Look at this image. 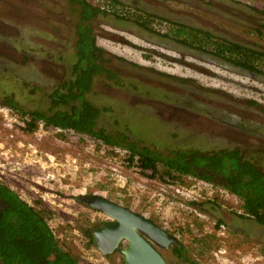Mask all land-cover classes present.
I'll return each mask as SVG.
<instances>
[{
	"label": "rangeland",
	"instance_id": "374dc122",
	"mask_svg": "<svg viewBox=\"0 0 264 264\" xmlns=\"http://www.w3.org/2000/svg\"><path fill=\"white\" fill-rule=\"evenodd\" d=\"M87 1L105 11L92 23L96 45L125 82L120 89L102 78L95 80L89 99L98 107L113 109L104 124L117 117L122 128L129 127L135 138L154 149L169 151L185 145V149L209 152L231 147L226 140L232 142L237 134L217 120L209 127L206 119L186 115L179 116L178 123L192 138L180 139L184 130L171 132L167 126L175 120L169 121L167 114L178 98L205 91L213 98H226L218 104L220 109L226 110L230 99L236 109L264 114L262 78L221 59L191 53L165 37L175 21L264 50V16L256 12L264 0ZM110 1L128 7L125 19L106 9ZM144 12L152 16L146 22L151 31L135 23L134 14ZM76 20L66 0H0V183L30 206L49 212L51 232L78 264H123L119 255L103 256L90 243L87 232L107 218L78 200L84 196L103 197L173 234L187 251L188 261L264 264V227L250 220L240 223V200L219 182L153 175L142 186L136 173L120 164L113 166L125 180H115L106 175L110 172L106 159L112 157L116 163L120 159L110 148L101 153L103 146L97 141L43 124L27 133L18 113L2 104L4 97L13 96L27 110L48 108V92L63 81L74 61ZM128 108L133 110L121 112ZM195 110L207 113L198 106ZM232 112L240 117L238 110ZM181 188L182 193L176 194L175 189ZM162 256L168 264H180L169 251Z\"/></svg>",
	"mask_w": 264,
	"mask_h": 264
},
{
	"label": "trees",
	"instance_id": "16d2710c",
	"mask_svg": "<svg viewBox=\"0 0 264 264\" xmlns=\"http://www.w3.org/2000/svg\"><path fill=\"white\" fill-rule=\"evenodd\" d=\"M66 1L77 17L74 25V61L67 67L66 79L48 92V108L27 110L19 106L13 96L2 100L7 109L18 113L24 125L23 130L32 133L39 124H43L45 127L90 137L109 148L120 147L129 151L131 157L137 156L142 169L150 170L161 179L165 176L172 180L193 177L209 183L219 182L225 191L240 200L241 215L238 218L252 220L264 227L263 150L234 147L203 152L199 149H185V145L169 151L166 148L158 150L144 145L129 131L122 132L118 128L110 132L106 127H101L100 120L110 115L113 109L98 107L89 99L95 80L102 78L115 87L123 85V80L108 67L110 62L105 52L96 45L92 23L105 11L94 7L87 0ZM109 4L113 16L125 19L127 6L115 1ZM256 12L264 16V6ZM137 13L134 14L136 16L132 15L135 23L151 31L147 26L150 23L146 22L152 16L145 12ZM170 26L169 34L165 37L179 45L221 59L255 78H264V50L214 37L209 32L181 24ZM132 110L128 108L121 112ZM115 120L119 121H113L116 126H123L120 119ZM167 126L171 132L184 130L180 139L191 137L174 121ZM174 135L177 138L178 134ZM48 214L41 208L30 206L0 183V264H78L77 257L60 247L48 226ZM220 223L218 221L216 227ZM87 236L92 243L88 232ZM175 252L184 264H196L188 261L190 258L186 257L184 247H177Z\"/></svg>",
	"mask_w": 264,
	"mask_h": 264
},
{
	"label": "flooded vegetation",
	"instance_id": "af4514ba",
	"mask_svg": "<svg viewBox=\"0 0 264 264\" xmlns=\"http://www.w3.org/2000/svg\"><path fill=\"white\" fill-rule=\"evenodd\" d=\"M189 3L193 7H197L196 6L197 3H193L191 1ZM185 7H188V6H185ZM190 7H188V8H190ZM106 9L111 10L112 7H108L107 8V6H106ZM155 15L158 16V14H155ZM151 18H149V19H151ZM163 20H169V19L163 18ZM122 22H124V21H122ZM175 23H177V22H175V21L171 22V24H175ZM177 24H179V23H177ZM180 24L183 25V26H186L187 28H194V26L191 27V26L183 24V23H180ZM194 29H196V28H194ZM168 30H170V27L168 28ZM182 48H185V47L183 46ZM185 49L189 50V52L195 51V50H192V49H189V48H185ZM196 52H198V51H196ZM198 53H200V52H198ZM200 54L201 55H205V56L210 57V58L213 59V57L211 55H206L204 53H200ZM110 63L108 64V67L115 74H117V76L120 77L121 80H123V78L118 73L119 70L116 67H112V65ZM260 78H262L264 80L263 77H260ZM94 84H95V82H94ZM124 84H125V82L123 80V85ZM122 86L121 87H117V88L122 89ZM178 100L179 101H177L176 104L171 105L173 108L167 114V116L169 117V121L171 119H175L174 123L179 124L180 123V117L179 116L191 115V116H194L196 118L201 119L202 121H205V119H206L207 123H210L209 127H212V125L214 123V120H217L216 122L219 124V126L224 124L223 126H225L227 129H229L231 132H234V134H237V136L233 140V141H236L237 143H235L233 141L230 142L229 139L226 140V142L232 144V146L231 147L229 146V148L238 147V148H242V149L248 148L250 150L254 149L255 151H261V150L264 151V141H263V139H264V114L260 113L259 111L255 112L254 110H251V109L246 110L245 107H240V106L238 107V109H236L234 107L235 104L233 102H231L230 99H227V101H226L227 109L226 110H224L222 108L220 109V108H218V104L220 103V101L226 100V98H213V97L210 96V94H208L205 91H203V93H202V92H198L197 90H195L193 92H189L187 94V96H185L184 98H178ZM141 105L146 106L145 104H141ZM195 106H198L201 109L207 110V113L206 114L199 113L198 111L195 110ZM232 110L233 111L238 110L240 112V117L239 116L236 117V115H239V114H235V112H232ZM251 113L255 114V119H258V121L254 120L251 117V115H250ZM165 114L166 113H164V115ZM178 114H181V115H178ZM161 115H162V113H159V116H161ZM114 117H116V116H114ZM104 118L105 117H103V119L100 120V123H101V127H106V130H108L110 132H114L115 129L120 128L122 132L130 131L128 129L129 127H127V126H124L123 128L120 127L119 125L116 126L113 123V121H115L117 123H119V121L115 120V119H112L110 122L104 124ZM182 128L185 129L188 132L187 128H185L183 126H182ZM188 133H190V132H188ZM130 134L132 135L131 132H130ZM211 135L213 136V134H211ZM251 139L252 140H257V141L256 142L253 141L254 142L253 143L251 141ZM229 148L225 147L224 149H229ZM119 149H120V147H119ZM121 150H124V149H121ZM262 159L264 160V156L262 157ZM84 197H87V196H84ZM78 200L80 202H82L81 198H79ZM240 215H241V212L240 213L237 212V217H240ZM106 218L110 219L108 217H106ZM107 219L105 220L106 221L105 223H102L99 226L107 225V224L112 222L111 219L110 220H107ZM240 220L241 221H239V222L242 223L243 220L247 221L249 219H240ZM250 221L254 222L252 220H250ZM255 224H257V223H255ZM99 226H96V227H99ZM162 230H163V228H162ZM89 234H90V230H89ZM166 234L173 240V243H172V245H168L164 249H158L160 255L162 256V252H168L169 251L171 254L174 255L173 257L176 258V260L179 261L180 264H182L183 262L180 261L179 256H177L175 250L177 249V247L180 248V247H183V246L173 236V234L168 233V232H166ZM124 244L125 243H122L121 246L124 245ZM113 254L118 255L117 253H113ZM113 254H111V255H113ZM111 255H108V257L111 256ZM186 257H189V256H186ZM162 258L168 264V262L166 261L165 257L162 256Z\"/></svg>",
	"mask_w": 264,
	"mask_h": 264
},
{
	"label": "water",
	"instance_id": "95a60500",
	"mask_svg": "<svg viewBox=\"0 0 264 264\" xmlns=\"http://www.w3.org/2000/svg\"><path fill=\"white\" fill-rule=\"evenodd\" d=\"M81 201L112 221L90 230L93 247L100 254L117 253L123 264H167L158 249L172 245L173 240L164 230L103 197L87 196Z\"/></svg>",
	"mask_w": 264,
	"mask_h": 264
},
{
	"label": "built area",
	"instance_id": "2783aa9c",
	"mask_svg": "<svg viewBox=\"0 0 264 264\" xmlns=\"http://www.w3.org/2000/svg\"><path fill=\"white\" fill-rule=\"evenodd\" d=\"M20 125L23 126V124H20ZM111 150L114 151L113 154L117 155L116 159H120V161H119V163H116V160L115 161L111 160L112 157H110V158L107 157L106 161L109 165V166H107V168L110 170V172L106 175H109V177H114L115 180L116 179L125 180L122 171H120L119 169L115 168V166H113L115 164H116V166H118V164H120V165H122L121 168H128V169H130V172L133 171L134 173H136V177L139 179L142 186L144 184H149V182L151 180L152 172L150 170H144L141 168V166L138 163V157L137 156L131 157V154L125 150H119V149H111ZM100 152L101 153L106 152L104 147L101 149ZM165 181H167V179H165ZM178 187H180V186H178ZM182 191H183L182 188L180 190L175 189L176 194L182 193Z\"/></svg>",
	"mask_w": 264,
	"mask_h": 264
},
{
	"label": "clouds",
	"instance_id": "9594fccd",
	"mask_svg": "<svg viewBox=\"0 0 264 264\" xmlns=\"http://www.w3.org/2000/svg\"><path fill=\"white\" fill-rule=\"evenodd\" d=\"M82 137H87V136H82ZM88 138H90V137H88ZM92 139V138H91ZM94 140V139H93ZM96 141V140H95ZM98 143H99V145H101V146H103V147H107V146H104L103 144H102V142L101 141H97ZM107 148H109V147H107ZM110 149H119V148H110ZM119 150H121V149H119ZM126 151V150H125ZM127 152H129V151H127ZM130 153V152H129ZM131 154V153H130ZM152 176H153V174H152ZM152 176H151V178H152Z\"/></svg>",
	"mask_w": 264,
	"mask_h": 264
}]
</instances>
